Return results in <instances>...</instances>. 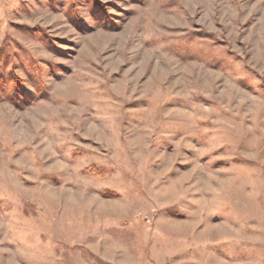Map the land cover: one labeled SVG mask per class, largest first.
<instances>
[{
	"label": "rangeland",
	"instance_id": "obj_1",
	"mask_svg": "<svg viewBox=\"0 0 264 264\" xmlns=\"http://www.w3.org/2000/svg\"><path fill=\"white\" fill-rule=\"evenodd\" d=\"M0 264H264V0H0Z\"/></svg>",
	"mask_w": 264,
	"mask_h": 264
}]
</instances>
